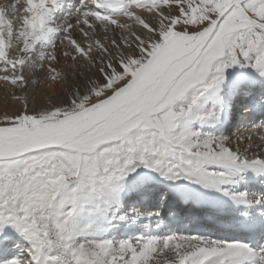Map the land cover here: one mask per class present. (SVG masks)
<instances>
[{"label": "snow or ice", "instance_id": "snow-or-ice-1", "mask_svg": "<svg viewBox=\"0 0 264 264\" xmlns=\"http://www.w3.org/2000/svg\"><path fill=\"white\" fill-rule=\"evenodd\" d=\"M0 264H264V0L0 3Z\"/></svg>", "mask_w": 264, "mask_h": 264}, {"label": "rangeland", "instance_id": "rangeland-1", "mask_svg": "<svg viewBox=\"0 0 264 264\" xmlns=\"http://www.w3.org/2000/svg\"><path fill=\"white\" fill-rule=\"evenodd\" d=\"M4 2H6V0H0V3H4Z\"/></svg>", "mask_w": 264, "mask_h": 264}]
</instances>
